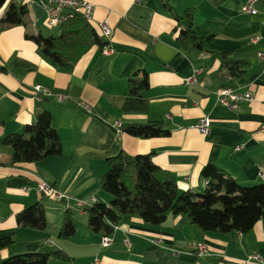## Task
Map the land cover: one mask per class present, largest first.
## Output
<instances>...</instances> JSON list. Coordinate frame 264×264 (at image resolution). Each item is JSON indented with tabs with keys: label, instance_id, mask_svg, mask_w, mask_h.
Segmentation results:
<instances>
[{
	"label": "crops",
	"instance_id": "0c3cea01",
	"mask_svg": "<svg viewBox=\"0 0 264 264\" xmlns=\"http://www.w3.org/2000/svg\"><path fill=\"white\" fill-rule=\"evenodd\" d=\"M88 1L95 5L90 24L98 29L99 23L107 22L113 29L106 42L115 54L104 56L96 46L66 67L26 38L61 35L60 27L47 24L40 0H7L0 9V20L11 3L28 9L27 27L0 32V240L14 241L11 249L0 251V264L11 256L58 251L70 262L54 259L49 264H264V212L245 235L206 233L183 215L170 216L160 226L126 216L107 248L101 246L103 236L89 230L86 212L95 203H111L102 179L108 160L123 151L130 156L151 154L157 166L172 173L181 193L207 190L202 171L208 165L217 166L242 187L264 184V59L259 57L264 54V0H257L256 16L242 13L246 0ZM187 13L196 35L208 38L215 54L182 49L178 37ZM175 15L185 24H179ZM221 53L247 64L243 78H222L226 66ZM198 69L199 84L185 85L184 79ZM145 73L148 90L142 97H131L129 80L142 79ZM36 86L65 99L38 101ZM225 87L251 93L254 103L242 104L237 111L222 106L216 93ZM43 111L52 114L62 155L12 165V149L3 140L23 134ZM204 117L212 121L208 135L193 128ZM136 125L159 126L170 134L134 138L126 129ZM41 181L67 199L42 196L37 190ZM76 199L86 205L78 208ZM39 203L46 210V230L19 226L18 215ZM68 211L77 232L62 239ZM196 243L204 244L208 255L194 250Z\"/></svg>",
	"mask_w": 264,
	"mask_h": 264
},
{
	"label": "trees",
	"instance_id": "16d2710c",
	"mask_svg": "<svg viewBox=\"0 0 264 264\" xmlns=\"http://www.w3.org/2000/svg\"><path fill=\"white\" fill-rule=\"evenodd\" d=\"M7 0H0V9ZM28 9L11 3L0 20V32L10 27L28 26ZM179 24L184 19L175 15ZM187 24L180 31L178 42L183 50L195 48L215 54L208 47V38L198 37L193 29V18L187 13ZM61 35L45 38L42 35H26L42 48L44 54L59 66L77 63L96 46L102 50L108 46L98 29L76 16L60 26ZM226 66L223 79H241L247 64L232 59L231 53H221ZM149 88L145 73L129 80L131 97H142ZM126 132L134 138L150 139L169 136L170 132L159 126L136 125ZM3 143L12 149V165L40 163L62 155V141L53 126L52 114L41 112L34 124L27 126L23 134L11 135ZM151 154L130 156L124 151L108 160L109 170L102 179V189L113 199L110 204L95 203L87 209L88 228L92 233L111 236L123 218H141L146 224L160 226L170 216L183 215L191 226L206 233L251 232L264 212V184L252 187L240 186L232 177L215 165L202 171L208 188L202 193L180 192L171 172L157 166ZM18 225L38 231L46 230L47 217L44 206L39 203L22 211L17 217ZM77 232L76 222L67 212L60 231L62 239H69ZM14 241L0 240V251L11 249ZM70 262L65 253H28L11 256L1 264H49L51 260Z\"/></svg>",
	"mask_w": 264,
	"mask_h": 264
},
{
	"label": "built area",
	"instance_id": "2783aa9c",
	"mask_svg": "<svg viewBox=\"0 0 264 264\" xmlns=\"http://www.w3.org/2000/svg\"><path fill=\"white\" fill-rule=\"evenodd\" d=\"M141 2L143 0H136ZM41 5L43 6L46 13V22L50 27H60L65 22L73 19L76 16L82 17L88 23L92 22L95 5L94 3L88 0H40ZM241 11L243 14L256 16L259 14L258 10V1L257 0H246L245 3L241 7ZM98 30L100 35L105 40H110L113 35V29L107 22H101L98 24ZM260 39H256L255 42ZM102 53L104 56H112L115 54V50L109 45L106 46ZM259 57L264 59V54L260 53ZM202 74V70H195L194 73L184 79V84L187 86H196L199 84V78ZM34 95L36 100L44 101L46 99L57 98L59 101H63L65 99L62 95H54L49 89L43 86H36L34 88ZM217 101L222 106L232 110L237 111L240 109L242 104L245 103H254L255 97L251 93H240L234 89L229 87H225L220 89L216 93ZM80 107L91 111V108L84 104L80 103ZM212 126V121L209 117H204L199 122L193 126L198 132L203 135H208ZM120 124L118 123V128ZM122 127V126H121ZM264 129V127H263ZM121 130V128H120ZM237 151L240 150V147H237ZM261 176L264 177V170H261ZM208 183V182H207ZM38 192L49 199L52 200H65L67 197L62 195L55 187L52 185L41 181L37 186ZM27 191V190H25ZM76 206L78 208H83L86 205V202L76 199ZM112 237L105 236L102 237L101 246L104 248L109 247L112 244ZM193 249L198 251L200 255H208V249L204 244L196 243L193 245ZM175 254L180 252L174 251Z\"/></svg>",
	"mask_w": 264,
	"mask_h": 264
}]
</instances>
